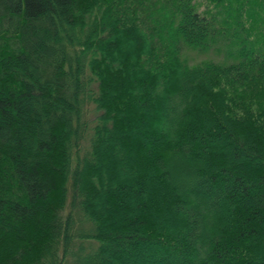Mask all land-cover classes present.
<instances>
[{"label":"trees","instance_id":"16d2710c","mask_svg":"<svg viewBox=\"0 0 264 264\" xmlns=\"http://www.w3.org/2000/svg\"><path fill=\"white\" fill-rule=\"evenodd\" d=\"M0 264H264V0H0Z\"/></svg>","mask_w":264,"mask_h":264},{"label":"rangeland","instance_id":"374dc122","mask_svg":"<svg viewBox=\"0 0 264 264\" xmlns=\"http://www.w3.org/2000/svg\"><path fill=\"white\" fill-rule=\"evenodd\" d=\"M186 51V50H185ZM187 52V54L191 57V59L190 60H192V61H199V60H203L204 58L206 59V58H208L210 55H199V53H195V52H192V51H186ZM184 53V52H183ZM213 56V55H212ZM192 61H190V62H192ZM119 143H120V140H113V148H114V150H115V152L116 153H118V151H119ZM103 160V159H102ZM114 167H117L116 165L114 166ZM120 171H121V173H125L126 172V168L125 167H122L121 166V169H120ZM177 185V184H176ZM114 188V187H113ZM183 188H184V186L182 187V186H180V185H177L176 186V190L179 192V193H182V191H183ZM104 211V212H103ZM101 213V218H106V217H108V213H109V208L108 207H104L103 209H102V212H100Z\"/></svg>","mask_w":264,"mask_h":264}]
</instances>
